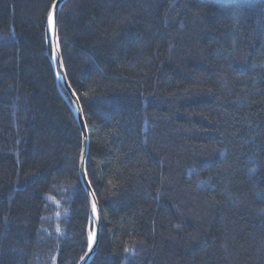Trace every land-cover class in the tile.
Segmentation results:
<instances>
[{
  "label": "trees",
  "instance_id": "trees-1",
  "mask_svg": "<svg viewBox=\"0 0 264 264\" xmlns=\"http://www.w3.org/2000/svg\"><path fill=\"white\" fill-rule=\"evenodd\" d=\"M56 1L0 0V264H80L93 230ZM58 27L90 264H264V0H68Z\"/></svg>",
  "mask_w": 264,
  "mask_h": 264
},
{
  "label": "water",
  "instance_id": "water-1",
  "mask_svg": "<svg viewBox=\"0 0 264 264\" xmlns=\"http://www.w3.org/2000/svg\"><path fill=\"white\" fill-rule=\"evenodd\" d=\"M67 1L68 0H57L56 3L54 4L55 7L53 6L52 11L50 13V16L52 17L51 23L48 20V35L52 46L53 57H55V59L52 60V64L55 69L56 77L60 85L69 95L70 100L65 96V94H64V98L71 105L76 120L78 122V125L82 132L83 147H82L81 161H80V180L90 200V209H91L90 223L93 225V230L90 235L92 237L91 241L89 239V247H88L87 255L80 264H90V262L94 259L99 246L101 218H100L99 203L89 183L87 169H86L87 157L90 148L89 131L87 128L86 120L83 114L80 101L76 96L75 92L73 91L67 78V74L65 71L63 58H62L60 40H59V27H58L59 14L62 7L65 5Z\"/></svg>",
  "mask_w": 264,
  "mask_h": 264
},
{
  "label": "rangeland",
  "instance_id": "rangeland-1",
  "mask_svg": "<svg viewBox=\"0 0 264 264\" xmlns=\"http://www.w3.org/2000/svg\"><path fill=\"white\" fill-rule=\"evenodd\" d=\"M59 219H60V217H59ZM57 228L58 229H61V227H60V223H57ZM58 231V230H57ZM60 232V231H59ZM58 232V236H60L61 234ZM48 237H50V235L48 234ZM55 262V261H54ZM54 262L52 261L51 263L52 264H54Z\"/></svg>",
  "mask_w": 264,
  "mask_h": 264
},
{
  "label": "snow or ice",
  "instance_id": "snow-or-ice-1",
  "mask_svg": "<svg viewBox=\"0 0 264 264\" xmlns=\"http://www.w3.org/2000/svg\"><path fill=\"white\" fill-rule=\"evenodd\" d=\"M54 7H55V6H54ZM51 21H52V17L50 16V17H49V22L51 23ZM53 59H55V57H53ZM89 239H90V241H91L92 237L90 236Z\"/></svg>",
  "mask_w": 264,
  "mask_h": 264
},
{
  "label": "bare ground",
  "instance_id": "bare-ground-1",
  "mask_svg": "<svg viewBox=\"0 0 264 264\" xmlns=\"http://www.w3.org/2000/svg\"><path fill=\"white\" fill-rule=\"evenodd\" d=\"M91 262H92V261H91ZM91 262H90V263H91Z\"/></svg>",
  "mask_w": 264,
  "mask_h": 264
}]
</instances>
